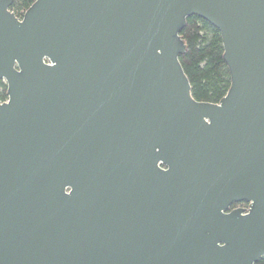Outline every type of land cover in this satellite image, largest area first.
Listing matches in <instances>:
<instances>
[{
    "label": "water",
    "instance_id": "95a60500",
    "mask_svg": "<svg viewBox=\"0 0 264 264\" xmlns=\"http://www.w3.org/2000/svg\"><path fill=\"white\" fill-rule=\"evenodd\" d=\"M0 0V264L264 257V0ZM197 16L230 87L197 101ZM246 209L228 211L234 202Z\"/></svg>",
    "mask_w": 264,
    "mask_h": 264
},
{
    "label": "trees",
    "instance_id": "16d2710c",
    "mask_svg": "<svg viewBox=\"0 0 264 264\" xmlns=\"http://www.w3.org/2000/svg\"><path fill=\"white\" fill-rule=\"evenodd\" d=\"M35 0H13L9 10L18 18ZM180 37L185 51L179 61L191 85L192 97L197 101L218 103L230 87L228 66L223 58V46L218 29L193 15L187 17ZM7 99V88L0 81V100ZM256 264H264V257Z\"/></svg>",
    "mask_w": 264,
    "mask_h": 264
},
{
    "label": "flooded vegetation",
    "instance_id": "af4514ba",
    "mask_svg": "<svg viewBox=\"0 0 264 264\" xmlns=\"http://www.w3.org/2000/svg\"><path fill=\"white\" fill-rule=\"evenodd\" d=\"M248 207V203L245 201H241V202H234L229 206L228 211H232L234 209H239V208H244L246 209Z\"/></svg>",
    "mask_w": 264,
    "mask_h": 264
}]
</instances>
